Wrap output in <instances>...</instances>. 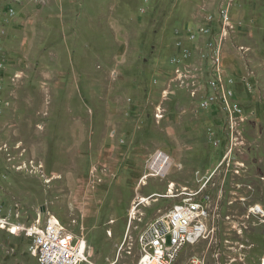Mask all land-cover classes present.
Returning a JSON list of instances; mask_svg holds the SVG:
<instances>
[{
    "label": "rangeland",
    "instance_id": "374dc122",
    "mask_svg": "<svg viewBox=\"0 0 264 264\" xmlns=\"http://www.w3.org/2000/svg\"><path fill=\"white\" fill-rule=\"evenodd\" d=\"M187 195L209 233L175 264H264V0H0V217L140 264ZM11 227L0 264H40Z\"/></svg>",
    "mask_w": 264,
    "mask_h": 264
},
{
    "label": "built area",
    "instance_id": "2783aa9c",
    "mask_svg": "<svg viewBox=\"0 0 264 264\" xmlns=\"http://www.w3.org/2000/svg\"><path fill=\"white\" fill-rule=\"evenodd\" d=\"M170 158L163 152L155 156L151 170L163 175ZM210 212L195 195H187L176 204L167 219L156 221L142 236L143 255L140 264H175L181 250L207 237ZM0 227L10 224L0 217ZM13 234L23 233L32 242L33 254L40 264H95L87 255L86 243L77 240L55 219L43 222L40 218L30 223L12 225ZM191 264H200L193 259Z\"/></svg>",
    "mask_w": 264,
    "mask_h": 264
},
{
    "label": "bare ground",
    "instance_id": "6f19581e",
    "mask_svg": "<svg viewBox=\"0 0 264 264\" xmlns=\"http://www.w3.org/2000/svg\"><path fill=\"white\" fill-rule=\"evenodd\" d=\"M167 168H168V165L164 166V169H163V170H164V173L167 171ZM164 173H163V174H164ZM150 175H151V174H150ZM153 175H154V174H153ZM153 175H152V176H153ZM155 175H156V174H155ZM146 176H147V175H146ZM147 200H148L147 198H143V197H142L141 203H143V202H147ZM135 210H136V208H134V211H135Z\"/></svg>",
    "mask_w": 264,
    "mask_h": 264
}]
</instances>
